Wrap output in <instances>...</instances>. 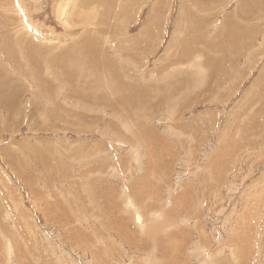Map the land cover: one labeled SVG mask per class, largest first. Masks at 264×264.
<instances>
[{"label":"rangeland","instance_id":"374dc122","mask_svg":"<svg viewBox=\"0 0 264 264\" xmlns=\"http://www.w3.org/2000/svg\"><path fill=\"white\" fill-rule=\"evenodd\" d=\"M64 1L0 0V264H264V0Z\"/></svg>","mask_w":264,"mask_h":264},{"label":"bare ground","instance_id":"6f19581e","mask_svg":"<svg viewBox=\"0 0 264 264\" xmlns=\"http://www.w3.org/2000/svg\"><path fill=\"white\" fill-rule=\"evenodd\" d=\"M88 1V0H87ZM61 2V1H60ZM89 2V1H88ZM9 3V2H8ZM16 3V2H15ZM5 5V4H4ZM7 5V4H6ZM12 5V4H11ZM20 5V4H19ZM17 3H16V5L14 6V7H16V10H18L17 12H19V11H21L20 10V7H18L19 6ZM91 5V4H90ZM13 6V5H12ZM86 6H89V3L88 4H84V0H65L64 1V3H62V4H60L59 5V7H58V9H57V13H58V16H59V18L61 19V22L62 23H64V24H69V23H71V22H73L74 21V19L76 18V14L77 13H80V14H84V12H81L80 11V8L82 9V10H85L83 7H86ZM22 9V8H21ZM1 11V10H0ZM15 12V11H14ZM11 13V12H10ZM93 17V16H92ZM92 17L90 18V17H88L87 16V13L85 12V16H84V20L82 21L83 22V24L82 25H84V23L85 22H87V21H89V20H92ZM90 23V22H89ZM89 25V24H88ZM65 26H67V25H65ZM27 27V26H26ZM23 30V29H22ZM19 35H20V33H19ZM26 38V37H25ZM29 40V39H28ZM23 42V41H22ZM136 123V122H135ZM123 124V123H122ZM125 124V123H124ZM130 124V123H129ZM122 126V125H121ZM125 126H127V125H125ZM125 126H123V129H124V127ZM133 126V125H132ZM131 126V127H132ZM127 127H125V129H126ZM129 128V127H128ZM129 129H131V128H129ZM131 131V130H130ZM126 132V131H125ZM127 132H128V130H127ZM134 132V131H133ZM135 135H136V133H135ZM138 135V134H137ZM99 164V163H98ZM73 168V167H72ZM127 182V181H126ZM121 196V195H120ZM126 197H128V196H126ZM124 198V197H123ZM130 198V197H129ZM129 198H126L127 199V201H126V206L127 207H129V208H132V210H133V212H135V213H137V212H139L140 210H138V208L135 206V205H133V204H131V202L129 201ZM128 209V208H127ZM164 210V208L163 209H160V210H157L156 211V213L155 214H152L151 215V218H150V220H149V218L148 219H145V221L146 222H144V227L146 226H148L147 227V229H146V234H147V232H149V233H151V232H153V230H157V231H161L163 228H170V227H172V225L171 224H173V219L171 220L170 218H169V216L167 217L164 213H165V211H163ZM44 212V211H43ZM151 212V211H150ZM134 213V214H135ZM45 214V213H44ZM144 214V213H143ZM35 215V214H34ZM144 216H145V214H144ZM141 217V216H140ZM140 217L139 216H137V219L140 221ZM146 217V216H145ZM171 220H169V219ZM143 216H142V221H143ZM165 221H166V223H165ZM147 222H148V225H147ZM175 224V223H174ZM140 225H141V223L139 224V225H137L138 226V229L140 228V230H141V227H140ZM33 228V227H32ZM143 229V228H142ZM144 231V230H143ZM143 231H142V233H143ZM9 235V234H8ZM35 236V235H34ZM152 237V236H151ZM18 241V240H17ZM15 247V246H14ZM17 247V246H16ZM8 250V249H7ZM24 253V252H23ZM10 255H11V253H10ZM152 256V255H151ZM150 256V257H151ZM152 258V257H151ZM155 259V258H154ZM23 260V259H22Z\"/></svg>","mask_w":264,"mask_h":264}]
</instances>
